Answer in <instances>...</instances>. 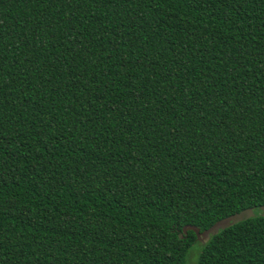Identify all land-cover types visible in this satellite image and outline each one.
Here are the masks:
<instances>
[{"label":"trees","instance_id":"16d2710c","mask_svg":"<svg viewBox=\"0 0 264 264\" xmlns=\"http://www.w3.org/2000/svg\"><path fill=\"white\" fill-rule=\"evenodd\" d=\"M262 207L264 0H0V264H264Z\"/></svg>","mask_w":264,"mask_h":264},{"label":"water","instance_id":"95a60500","mask_svg":"<svg viewBox=\"0 0 264 264\" xmlns=\"http://www.w3.org/2000/svg\"><path fill=\"white\" fill-rule=\"evenodd\" d=\"M261 211L264 212V207L261 208ZM252 217H254L253 209H245L239 213L217 221L211 227L202 232L195 226L187 225L182 228V233L179 235V238L182 239L189 231H192L196 236V240L200 244L204 245L209 241L211 236H215L219 231L225 230L235 224L244 222Z\"/></svg>","mask_w":264,"mask_h":264},{"label":"rangeland","instance_id":"374dc122","mask_svg":"<svg viewBox=\"0 0 264 264\" xmlns=\"http://www.w3.org/2000/svg\"><path fill=\"white\" fill-rule=\"evenodd\" d=\"M200 252V245L194 244L190 249L187 257V264H196L198 253Z\"/></svg>","mask_w":264,"mask_h":264}]
</instances>
